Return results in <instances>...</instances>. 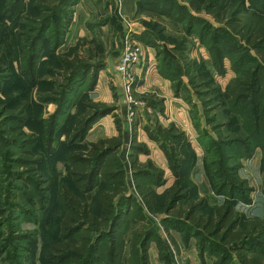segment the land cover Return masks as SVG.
Wrapping results in <instances>:
<instances>
[{"label": "rangeland", "instance_id": "374dc122", "mask_svg": "<svg viewBox=\"0 0 264 264\" xmlns=\"http://www.w3.org/2000/svg\"><path fill=\"white\" fill-rule=\"evenodd\" d=\"M80 1L0 0V264H50L42 251L58 237L63 215L59 193L64 185L74 189L70 151L121 128L120 155L135 191L127 157L134 124L138 141L150 150L139 155L140 162L150 159L165 170L159 193L181 184L191 189L193 200L208 199L207 212L230 201L226 187L225 194H217L209 182L210 172L222 168L220 154L225 151L224 163L235 166L250 189L248 201L233 200L244 217L242 225L252 219L264 224V137L252 133L246 106L229 95L242 63L252 56L264 67L257 51L238 34L245 24L264 22V0H136L132 8L116 0L102 9L91 3L82 7ZM132 47L145 58L135 67L129 90L116 65ZM150 48L162 70L149 69ZM87 117L96 122L84 140H74L76 120ZM171 123L178 131L160 129ZM144 125L159 137L173 162ZM247 135L251 153L237 140ZM179 157L183 164L176 176L170 166ZM213 159L217 163L207 168ZM83 199L97 209L94 193ZM161 200L158 212L148 213L151 227L171 246L168 226L175 241L185 243L179 229L192 223L177 213H185L187 200L171 210ZM200 240L190 239L198 255ZM206 240L221 243L215 237ZM173 248L172 264H189L178 245ZM223 249L230 252L232 264H241L229 246ZM257 255L264 262V248ZM199 257L220 261L208 252Z\"/></svg>", "mask_w": 264, "mask_h": 264}, {"label": "trees", "instance_id": "16d2710c", "mask_svg": "<svg viewBox=\"0 0 264 264\" xmlns=\"http://www.w3.org/2000/svg\"><path fill=\"white\" fill-rule=\"evenodd\" d=\"M244 28L238 34L248 45L253 46L264 61V45H260L264 43V22L260 25L248 23ZM164 53L170 55L166 48ZM250 58V62L241 64L229 95L233 102L246 106L252 133L264 137V67L258 58ZM158 64V70H162L160 59ZM175 92L181 96L179 88L175 87ZM95 122V118L77 119L74 140H84ZM144 128L150 138L160 143L159 137L147 125ZM136 129L137 125L134 124L127 155L135 191L130 188L127 167L120 155L123 145L121 128H118L116 136L98 138L89 142L86 148L72 150L67 154L69 176L74 189L64 185L60 190L59 203L63 215L57 222L58 237L44 248L43 259L50 264H151L149 249L155 241L160 260L165 264H172L174 257L171 245L160 237L159 231L151 227L148 218V213L158 212L163 198L164 204L167 203V210L175 208L178 202L187 200V210L185 213L178 212L177 215L185 216L192 224L188 225L187 230L179 231L184 234L186 244L193 236L201 239L198 244L201 256L208 252L213 256H220V261H215V264H232L230 252L225 253L223 249L229 246L230 251L237 254L241 264H264L257 255L258 250L264 248V224L252 219L246 226L242 225L244 217L236 212L233 200L240 198L248 201L246 194L250 189L244 186L246 181L240 179L235 166L224 163L225 151L220 154L222 168H216L214 174L210 172L209 182L217 194H225L227 188L231 192L230 201L211 206L207 212V206H210L208 199L193 200L191 189H184L181 184L171 186L162 194L158 192V188L166 182L165 170L150 159L145 163L140 162L139 155L149 154L150 150L146 143L138 141ZM160 129L163 132L178 131L175 123ZM178 134L185 138L183 131ZM250 138L247 135L246 138L237 140L251 153ZM160 145L168 160L173 162L166 147L162 143ZM175 154L179 155L177 148ZM216 163L213 159L207 168ZM182 164L183 159L180 157L176 165L171 164L170 168L176 176ZM88 193L95 194L96 210H93L89 200L83 199ZM133 223L136 226H132ZM168 224L169 222L163 221L164 226ZM167 228L169 239L177 245ZM206 237L219 238L221 243L208 244ZM249 252L255 253L249 255ZM1 254L0 252V257Z\"/></svg>", "mask_w": 264, "mask_h": 264}, {"label": "crops", "instance_id": "0c3cea01", "mask_svg": "<svg viewBox=\"0 0 264 264\" xmlns=\"http://www.w3.org/2000/svg\"><path fill=\"white\" fill-rule=\"evenodd\" d=\"M106 2H109V7L111 8L112 6L116 5L117 1L116 0H82V2L80 1L82 7H83V4H92L94 5L96 8H105L104 7V4H106ZM123 3L129 7H135V5L137 4L136 0H124ZM113 4V5H112ZM112 5V6H111ZM141 30V29H140ZM105 42V41H104ZM153 50L152 48L149 49L148 51V54L146 55L149 59V61L151 63H149V69L151 67H154V69H156L158 71V61L156 59V53H153ZM155 52V51H154ZM154 59V61H153ZM152 61H153V64H152ZM140 65V64H139ZM138 65V66H139ZM103 71V70H102ZM118 135V133H113V134H110L109 136L107 137H110V136H116ZM129 141H130V137H128ZM96 141V140H94ZM260 211V210H258ZM176 242H177V245H178V248L180 249V254H182L183 256H188L189 257V264H204L203 262H205V260L207 262H205L206 264H214L213 263V259H210V258H206L204 261H202L198 255V251L196 249V245L193 244L191 241L189 242V244L186 245V243H184L183 240H179V238L177 239L176 238ZM173 247H175V245H172ZM172 248V251L173 253L175 252V249ZM201 256V255H200ZM150 261H151V264H163V262L160 260L159 258V252H158V248L156 246V244H152L150 246Z\"/></svg>", "mask_w": 264, "mask_h": 264}, {"label": "built area", "instance_id": "2783aa9c", "mask_svg": "<svg viewBox=\"0 0 264 264\" xmlns=\"http://www.w3.org/2000/svg\"><path fill=\"white\" fill-rule=\"evenodd\" d=\"M144 58V54L139 48H127L122 59L119 60L118 64L116 65L117 71L121 73L124 84L129 90L133 82L132 80L134 79V69L139 64H142ZM129 100H131V96H129Z\"/></svg>", "mask_w": 264, "mask_h": 264}]
</instances>
